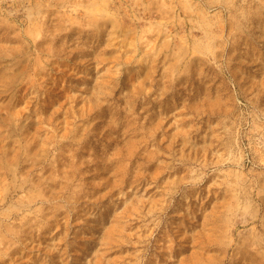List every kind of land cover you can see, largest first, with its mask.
I'll use <instances>...</instances> for the list:
<instances>
[{
    "label": "rangeland",
    "instance_id": "1",
    "mask_svg": "<svg viewBox=\"0 0 264 264\" xmlns=\"http://www.w3.org/2000/svg\"><path fill=\"white\" fill-rule=\"evenodd\" d=\"M0 264H264V0H0Z\"/></svg>",
    "mask_w": 264,
    "mask_h": 264
}]
</instances>
